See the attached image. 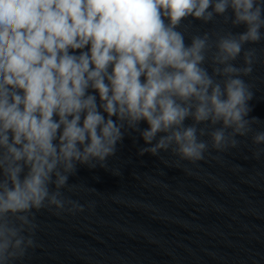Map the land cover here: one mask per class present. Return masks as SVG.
<instances>
[{
	"label": "clouds",
	"instance_id": "1",
	"mask_svg": "<svg viewBox=\"0 0 264 264\" xmlns=\"http://www.w3.org/2000/svg\"><path fill=\"white\" fill-rule=\"evenodd\" d=\"M188 17L245 30L186 43ZM262 39L264 0H0V264L37 246V212L84 211L62 190L78 165L107 169L129 130L148 145L139 155L196 163L209 144L236 148L259 123L243 77L245 45Z\"/></svg>",
	"mask_w": 264,
	"mask_h": 264
}]
</instances>
